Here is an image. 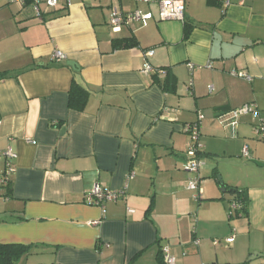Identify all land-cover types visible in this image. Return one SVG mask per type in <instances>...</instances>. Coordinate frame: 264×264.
<instances>
[{"label": "crops", "instance_id": "crops-1", "mask_svg": "<svg viewBox=\"0 0 264 264\" xmlns=\"http://www.w3.org/2000/svg\"><path fill=\"white\" fill-rule=\"evenodd\" d=\"M58 1L38 17L33 3L0 0V244L31 247L18 264H160L167 247L176 264H264V144L253 115H233L247 104L264 115V0H183L184 23L159 21L156 2ZM115 10L154 19L114 33ZM145 64L165 74L145 76ZM75 77L92 92L83 113L68 108ZM199 113L193 174L185 128ZM97 186L126 195L90 206ZM238 190L248 216L232 218Z\"/></svg>", "mask_w": 264, "mask_h": 264}, {"label": "built area", "instance_id": "built-area-1", "mask_svg": "<svg viewBox=\"0 0 264 264\" xmlns=\"http://www.w3.org/2000/svg\"><path fill=\"white\" fill-rule=\"evenodd\" d=\"M43 0H34L33 8L38 17H41L42 10H41V3ZM147 3H158L159 4V11H158V20L159 21H180L185 22V2L183 0H144ZM229 0H225V4H228ZM47 9H56L59 5L58 0H44ZM154 19L153 14L147 13L143 14L139 11H136L132 14H121L118 11H113L110 17L109 26L114 33H119L124 26H129L136 22L145 23L149 20ZM154 52H146L145 56L151 57L153 56ZM53 59L55 61L61 62L67 60V56L58 51L54 54ZM192 69V67H191ZM142 74L145 76L150 75H159L165 74L164 70H156L151 67L149 64H145L142 69ZM236 77L242 78L247 82H252L253 78L246 73H234ZM212 90V88H210ZM253 115L254 118L259 116L258 108L253 104H247L239 109L233 111V115L235 119H239L244 115ZM204 119L202 114H198L197 121L194 123L188 124L186 126V132L191 138V144L189 146V150L187 151V161L185 164V169L187 172L198 174L203 166L199 158L200 151L202 150L201 145V123ZM263 120L260 119V123L255 127V131L257 134L264 133V126ZM237 122L233 124V128H235ZM13 156L12 151L5 153L6 162L9 163V159ZM244 156H248V151L245 150ZM8 181L7 175L4 177H0V184L5 183ZM201 180L200 178H195L189 182L188 190L194 192L198 198H201L203 191L200 188ZM126 195V188L122 191H110V190H103L99 186H97L92 194L87 197L86 203L90 206H101L103 203L107 202H117L121 197ZM240 209V205L238 202L231 203V215L235 213L236 210ZM97 225L98 222L93 223ZM235 241V237H231L227 239V244H232ZM217 243V242H215ZM164 254V261L165 264H176L175 258L171 255L170 249L165 248L163 251Z\"/></svg>", "mask_w": 264, "mask_h": 264}, {"label": "trees", "instance_id": "trees-1", "mask_svg": "<svg viewBox=\"0 0 264 264\" xmlns=\"http://www.w3.org/2000/svg\"><path fill=\"white\" fill-rule=\"evenodd\" d=\"M26 6H30L34 0H22ZM193 27L189 24H185V39L191 34ZM115 49H127L132 47H137L138 44L134 40L120 39L114 40ZM7 78L6 73L0 74V80ZM164 91L174 90L176 88V81L174 78L168 77L167 80L162 84ZM91 90L81 85L78 80L73 78L71 89L69 92L68 108L71 111L83 113L86 110L88 101L91 96ZM202 151V150H201ZM200 151V153H201ZM201 154H199L200 157ZM236 195V202L240 205V209L236 210L234 214L231 215L232 218L235 217H247L248 216V200L245 196V192L237 191L234 193ZM233 201V202H235ZM232 202V203H233ZM168 248V247H167ZM165 248L159 251L158 259L160 264H165L164 261V251ZM31 253L30 246L24 245H10V244H0V264H18L19 261Z\"/></svg>", "mask_w": 264, "mask_h": 264}, {"label": "rangeland", "instance_id": "rangeland-1", "mask_svg": "<svg viewBox=\"0 0 264 264\" xmlns=\"http://www.w3.org/2000/svg\"><path fill=\"white\" fill-rule=\"evenodd\" d=\"M253 105H255V104H253ZM255 106L257 107V105H255ZM258 111H259V116L255 119V120L257 121V125H258V123L260 122V119H259V118H261V119L263 120V123H264V115L261 114V110H259V108H258ZM203 116H204V115H203ZM255 120H253L254 123H256ZM263 126H264V124H263ZM256 136L259 137V138L255 137V139L257 140V142H259V143H261V144H264V133H262V134H257V133H256ZM260 138H261V139H260ZM200 141H201V140H200ZM245 149L248 150V153H249V156H250V160H251L252 153H251V151L249 150V146L245 147ZM241 158L244 159L243 154L241 155ZM225 168L230 169L231 172L234 174V176H235V175H238V171H237L232 165H228V162H227V161H223V169H225ZM218 178H221V180H222L221 175H219Z\"/></svg>", "mask_w": 264, "mask_h": 264}, {"label": "water", "instance_id": "water-1", "mask_svg": "<svg viewBox=\"0 0 264 264\" xmlns=\"http://www.w3.org/2000/svg\"><path fill=\"white\" fill-rule=\"evenodd\" d=\"M68 66H71V67H73V68H75V69H77L78 67H77V64L76 63H74V62H69L68 63ZM220 179V181H221V183H222V180H221V178H219Z\"/></svg>", "mask_w": 264, "mask_h": 264}]
</instances>
